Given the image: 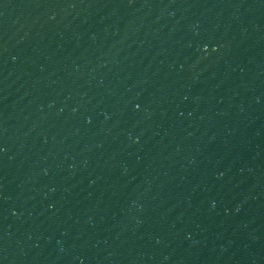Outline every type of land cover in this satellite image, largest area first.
<instances>
[{
  "label": "water",
  "instance_id": "water-1",
  "mask_svg": "<svg viewBox=\"0 0 264 264\" xmlns=\"http://www.w3.org/2000/svg\"><path fill=\"white\" fill-rule=\"evenodd\" d=\"M0 264H264V0H0Z\"/></svg>",
  "mask_w": 264,
  "mask_h": 264
}]
</instances>
